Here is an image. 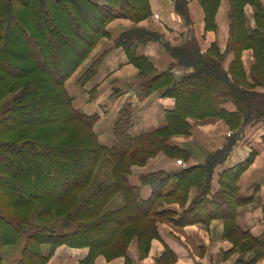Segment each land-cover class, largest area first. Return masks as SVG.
<instances>
[{
  "label": "trees",
  "instance_id": "1",
  "mask_svg": "<svg viewBox=\"0 0 264 264\" xmlns=\"http://www.w3.org/2000/svg\"><path fill=\"white\" fill-rule=\"evenodd\" d=\"M205 28L215 27L219 0H199ZM253 8V26L244 7ZM230 38L224 53H201L196 42L171 46L152 31L132 28L115 45L138 68L135 90L140 97L154 91L174 99L165 111V124L131 134L133 106L126 103L111 127L112 144L101 142L94 129L97 113L75 108L66 80L86 60L105 26L115 18L135 22L151 14L148 0H0V264L2 250L17 249L16 264H46L61 244L89 248L87 261L97 254L106 259L125 256L132 238L139 254H147L157 236L156 223L179 225L224 223L223 236L238 252L234 264H253L264 257V231L255 236L241 229L237 210L251 198L240 195L238 180L254 153L224 168L211 193L213 172L225 162L244 126L264 120V4L262 0H229ZM174 8L188 24L187 0ZM159 41L173 63L158 71L149 59L136 55L138 44ZM250 48L253 63L248 81L240 60ZM233 52L227 69L226 52ZM98 60L80 77L86 82ZM174 65L192 67L175 78ZM230 101L235 110L222 103ZM221 119L229 128L226 143L203 162L177 170L158 169L129 182L132 166L163 153L186 161L187 148L170 143L189 135L190 119ZM108 166L101 179L98 170ZM150 187L147 197L141 186ZM195 195L185 206L189 191ZM121 203L112 206L114 200ZM177 203L180 213L167 207ZM46 248L47 251L42 250Z\"/></svg>",
  "mask_w": 264,
  "mask_h": 264
},
{
  "label": "crops",
  "instance_id": "2",
  "mask_svg": "<svg viewBox=\"0 0 264 264\" xmlns=\"http://www.w3.org/2000/svg\"><path fill=\"white\" fill-rule=\"evenodd\" d=\"M151 14L138 22L129 18H115L105 26L106 35L99 38L86 60L65 82L68 94L72 97L75 108L86 114L97 113L98 119L94 129L104 144L113 141L112 123L118 111L126 104L133 106V122L130 129L132 135L153 130L165 124V111L174 107V99L154 91L140 97L135 90L138 68L128 60L121 46L115 40L125 31L142 28L157 33L162 41L171 46L182 45L188 41L197 43L201 53H224L230 38L229 0H219L215 12V27L205 28L204 10L199 0H187L190 23L186 24L174 8V0H148ZM264 4V0H262ZM244 13L247 22L253 26V8L245 5ZM136 55L149 59L158 71L166 70L173 58L159 41L138 44ZM94 74L84 83L80 81L83 72L98 60ZM233 59V52H226L223 67L228 68ZM240 60L248 81L253 53L245 48L240 53ZM192 71V67L174 65L171 72L178 78ZM258 91L264 87L257 86ZM229 110H235L232 102L222 103ZM189 135L171 137L170 143L185 147L190 157L186 160L170 159L158 153L143 166H132L128 177L129 182L139 185V177L158 169L177 170L204 161L206 155L226 143L229 134L228 126L221 119L195 121L190 119ZM254 153L252 163L241 174L238 180L240 195L251 200L238 208L236 222L243 230L258 236L264 231V120L243 127L240 138L233 145L225 162L218 165L211 180V193L218 188L219 173L227 167L243 161L250 153ZM150 187L141 186V195L147 197ZM196 189L191 188L185 206L195 195ZM167 207L180 213L182 207L177 203ZM157 236L149 245L147 254H139L136 238H132L125 256L106 259L97 254L92 261H87L89 248L86 246L72 247L66 244L57 246L46 264H234L238 252L232 250V243L223 236L224 223L221 219H212L207 224L189 223L179 225L172 221L156 223ZM253 264H264V257Z\"/></svg>",
  "mask_w": 264,
  "mask_h": 264
},
{
  "label": "rangeland",
  "instance_id": "3",
  "mask_svg": "<svg viewBox=\"0 0 264 264\" xmlns=\"http://www.w3.org/2000/svg\"><path fill=\"white\" fill-rule=\"evenodd\" d=\"M66 88V87H65ZM208 120V119H207ZM196 121V120H195ZM205 121V120H204ZM176 136V135H175ZM185 136V135H184ZM163 154V153H162ZM165 155V154H163ZM156 156V155H155ZM166 156V155H165ZM154 157V156H153ZM168 157V156H166ZM152 158V157H150ZM149 158V159H150ZM170 158V157H168ZM148 159V160H149ZM170 159H175V158H170ZM147 160V161H148ZM181 160V159H179ZM146 164V163H145ZM143 164V165H145ZM143 165H140V166H143ZM135 166V165H134ZM138 166V165H137ZM108 169L109 167L108 166H102L99 170H98V174H97V179H101L104 175L105 172H108ZM121 203V198H117L114 200V203L112 204V206H116V205H119ZM43 252H46L47 249L44 248L42 250ZM16 253H17V249L14 250L13 248H10V247H6L2 250V257H3V264H16V261H15V256H16Z\"/></svg>",
  "mask_w": 264,
  "mask_h": 264
}]
</instances>
